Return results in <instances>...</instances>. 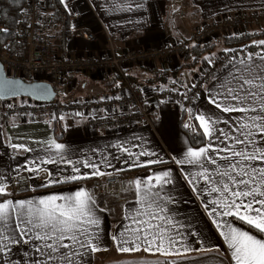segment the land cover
I'll return each mask as SVG.
<instances>
[{
  "label": "crops",
  "instance_id": "1",
  "mask_svg": "<svg viewBox=\"0 0 264 264\" xmlns=\"http://www.w3.org/2000/svg\"><path fill=\"white\" fill-rule=\"evenodd\" d=\"M171 1L63 0L67 26L65 29L60 27L56 41L58 54L61 59L89 55L110 57L109 40L118 56L165 51L170 46L185 43L195 31L222 16L264 9V0H180L181 8L174 11ZM258 28L264 29V23L256 24L254 29ZM81 29L94 33L95 42H85L79 34ZM222 52V48H214L202 59L201 65H210L214 58L212 55ZM261 56L264 53L235 58L230 66L196 90L190 104H170L155 99L150 124H135L110 132L91 130L80 113L73 117L55 114L38 120L12 116L7 125H0V184L5 188V192L0 194L4 196L0 202L68 196L84 189L95 201L93 207L99 226L90 230L97 236L99 250L93 253L79 249L85 254L77 256L75 264H234L231 250L221 232H227L231 226L258 239H264V234L239 219L222 215L223 209L210 203L225 198L221 192L211 191L213 186H222L213 185L198 174L207 168L206 175L211 176L213 181L219 178L217 171L224 170V161L220 156L226 153L214 150L232 145L234 138L240 135L238 125L244 123L247 116L255 115L223 113L209 103L210 97L216 96L223 105V97L217 93L222 92L223 87L234 84L230 73L239 75L238 70L244 67L241 61L264 68ZM182 60L179 56L166 55L153 63H136L126 72L131 79L136 78L134 81L143 84L149 94L154 86L147 81L151 79L153 70L177 69ZM258 68L252 71L255 73ZM194 75L180 72L174 86L185 88L192 83ZM110 79L111 76L101 73L68 75L63 86L64 99L115 93V86L105 87ZM200 116L219 121L209 125V135L204 134V128L197 119ZM221 129L232 139L224 140L220 136ZM190 131L203 136L204 142L193 145L188 135ZM55 144L63 145V149L57 150ZM13 145H23V148ZM201 148L216 159L215 164L208 156L189 162L188 150L199 151ZM85 164L97 167H85ZM74 167L79 171L74 172ZM97 170L102 174L92 175ZM165 172L169 174L164 178L167 182L157 183L155 178ZM117 173L131 177L133 189L129 193L120 197L119 201L115 197L94 195L92 180ZM73 175L81 178L67 179ZM20 176L26 178L28 189L14 194L13 182L15 177ZM136 181L141 182V192H150L146 199L155 201L151 207L139 202ZM156 204L160 205L162 212ZM212 207H217L221 215L212 214ZM148 213H156L163 219L152 220ZM144 221L158 225L174 243L169 244L166 240L163 251L155 245L149 248L146 243H141L137 251H118L113 235L125 233L127 238L129 233L126 229L146 228ZM12 223H15L14 216ZM157 230L153 228L152 232ZM146 234L151 240V234L140 233L142 237ZM10 247L9 255L0 254L3 262L32 264L35 259H45L35 253L29 244H11ZM145 248L148 250L145 251Z\"/></svg>",
  "mask_w": 264,
  "mask_h": 264
},
{
  "label": "snow or ice",
  "instance_id": "2",
  "mask_svg": "<svg viewBox=\"0 0 264 264\" xmlns=\"http://www.w3.org/2000/svg\"><path fill=\"white\" fill-rule=\"evenodd\" d=\"M259 43L264 44V41ZM260 59L264 61V56ZM241 64L244 67L238 70L239 75L230 73L234 84L223 87V91L217 93L218 96L223 97V105L216 96L210 97L209 103L223 113L240 112L255 113V115L247 116L246 121L238 125L240 135L234 138L232 145L214 150L217 153H226L220 156V159L224 161V170L217 171L219 178L213 181L211 176L206 175L207 168L205 172L198 175L213 185L222 186H213L211 191L221 192L225 198L210 202L223 209L222 215L239 219L242 223L264 234V68H258L255 63L248 65L246 61H241ZM253 68H258V71L254 73ZM197 119L200 120L205 135L210 134V124L219 122L212 120L211 117L205 119L200 116ZM212 130L215 131V129ZM219 131L224 140L232 139L223 129ZM237 145L240 147L238 148ZM54 146L57 150L63 149L61 144ZM13 147L23 148V145H13ZM186 155L191 158L189 160L191 163L199 161L203 156H208V153L205 148L199 151L189 149ZM208 159L211 163H216L215 158L208 156ZM85 167L95 169L97 166L85 164ZM73 171L78 172L79 169L74 167ZM101 174L98 170L92 173V175ZM168 175L165 172L155 179L157 183L167 182L164 178ZM80 178L73 175L67 179ZM135 183L139 202L151 207L155 201L146 199L150 196V192H141V182ZM4 192L5 188L0 184V194ZM94 204L95 201L84 189L68 196L52 195L38 200L0 202V254L9 255L12 250L11 244L23 243L31 245L35 253L45 258L44 260L35 259L32 264H50V262L51 264H75V258L83 257L85 254L79 249L93 253L99 250L97 236L90 230L99 226ZM156 207L160 212L163 211L159 204H156ZM211 212L214 215H221L217 207H212ZM148 215L152 220L163 219L156 213H148ZM136 222L141 223V221ZM143 224L146 228L126 229L129 233L127 238L125 233L113 235L112 239L117 243L118 251H137L141 243H146L149 248L155 245L158 250L163 251L166 240L169 244L174 243L170 237L164 235V230L158 225L147 221ZM153 228L158 230L152 232ZM141 232L151 234L152 239L149 240L147 234L142 237ZM221 235L224 236L227 247L231 250V259L234 264H264V239H258L247 231L231 226L227 232H221ZM144 250L147 251L148 248ZM0 264H10V262H3L0 259Z\"/></svg>",
  "mask_w": 264,
  "mask_h": 264
},
{
  "label": "built area",
  "instance_id": "3",
  "mask_svg": "<svg viewBox=\"0 0 264 264\" xmlns=\"http://www.w3.org/2000/svg\"><path fill=\"white\" fill-rule=\"evenodd\" d=\"M264 23V9L250 12H237L216 19L202 26L185 43L170 46L165 51H149L140 55L118 56L109 40L110 57H77L61 59L56 47L60 26L49 11V0H26L17 22V37L27 42L28 56L16 61L0 55V62L8 77L20 78L26 82H48L56 92L51 102H37L29 98L0 100V125H7L12 116L23 120H38L55 114L73 117L80 113L91 130L117 131L135 124H150L155 111L154 100L180 105L190 104L195 90L203 88L224 70L235 58L250 54H263L261 39L250 44H239L223 49L221 55L213 58L210 65L202 66L193 77L192 83L181 88L154 87L148 94L143 84L131 81L126 70L136 63H153L166 55L184 57L189 45L203 46L217 42L221 38L241 36ZM89 44L95 42L96 35L88 29L79 32ZM107 74L117 76L119 89L110 95H97L86 98L58 99L57 91L64 86L68 75ZM94 195L119 198L133 189L131 177L124 173L96 178L91 182ZM28 189L26 178L15 177L12 190L18 194Z\"/></svg>",
  "mask_w": 264,
  "mask_h": 264
},
{
  "label": "trees",
  "instance_id": "4",
  "mask_svg": "<svg viewBox=\"0 0 264 264\" xmlns=\"http://www.w3.org/2000/svg\"><path fill=\"white\" fill-rule=\"evenodd\" d=\"M25 1L0 0V55L4 54L8 58L16 61L25 60L28 52L26 40L24 38H18L16 34L20 10L25 4ZM49 11L53 14L60 27L65 29L67 26V18L61 0H49ZM261 39H264V29L258 28L241 36L221 38L217 42L203 46L189 45L181 66L173 70H153L152 77L147 83H153L152 85L154 87H173L180 72L187 71L192 76L195 73L196 67L200 64V60L214 48L225 49L234 45L250 44ZM128 78L131 81L136 80V78L131 79L129 74ZM109 86H115L114 90H118L120 86L119 78L117 76H111L109 83L105 87L109 88ZM106 91L109 90L106 89ZM188 135L193 145H200L204 142L203 136L197 132L191 133L190 131ZM3 197L0 196V199Z\"/></svg>",
  "mask_w": 264,
  "mask_h": 264
},
{
  "label": "water",
  "instance_id": "5",
  "mask_svg": "<svg viewBox=\"0 0 264 264\" xmlns=\"http://www.w3.org/2000/svg\"><path fill=\"white\" fill-rule=\"evenodd\" d=\"M55 97L56 92L48 82H26L8 77L0 62V100L29 98L37 102H51Z\"/></svg>",
  "mask_w": 264,
  "mask_h": 264
},
{
  "label": "rangeland",
  "instance_id": "6",
  "mask_svg": "<svg viewBox=\"0 0 264 264\" xmlns=\"http://www.w3.org/2000/svg\"><path fill=\"white\" fill-rule=\"evenodd\" d=\"M171 3H172V6H173V9H174V11L176 10H178L179 8H181V6H182V4L180 3V0H172L171 1ZM170 3V4H171ZM254 29H252V30H250V32L251 31H253ZM196 33V31L193 33V34H195ZM257 41H259V40H257ZM233 46H231V48H232ZM227 48H229V47H227ZM227 48H225L224 50H226ZM147 53V52H146ZM219 55H221V53L219 54ZM218 54L216 55V54H213L212 56H214V57H216V56H219ZM180 57V56H179ZM181 59H182V57H180ZM204 58V57H203ZM202 58V59H203ZM200 60V64L196 67V69H195V73L194 74H197L198 72H199V70H201V68H203L202 66H200L201 65V63H203L202 61L203 60ZM235 60V59H234ZM231 64H232V62H231ZM231 64H229L228 66H230ZM227 66V67H228ZM198 70V72H196ZM221 72V71H220ZM219 72V73H220ZM218 73V74H219ZM217 74V75H218ZM195 76V75H194ZM66 91V90H65ZM196 91V90H195ZM57 97H58V99H60V100H62L63 98H65V95H64V88L63 87H61L60 89H58V91H57Z\"/></svg>",
  "mask_w": 264,
  "mask_h": 264
}]
</instances>
